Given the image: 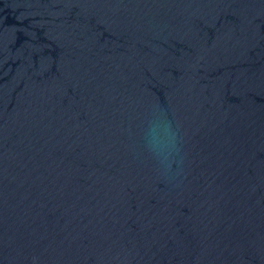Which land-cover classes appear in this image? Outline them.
I'll use <instances>...</instances> for the list:
<instances>
[{
    "label": "water",
    "instance_id": "1",
    "mask_svg": "<svg viewBox=\"0 0 264 264\" xmlns=\"http://www.w3.org/2000/svg\"><path fill=\"white\" fill-rule=\"evenodd\" d=\"M0 264H264V0H0Z\"/></svg>",
    "mask_w": 264,
    "mask_h": 264
}]
</instances>
